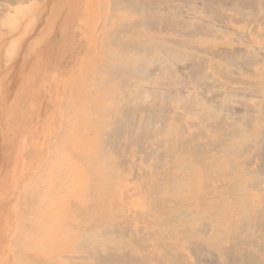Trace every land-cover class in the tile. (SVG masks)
Returning <instances> with one entry per match:
<instances>
[{"label": "bare ground", "instance_id": "1", "mask_svg": "<svg viewBox=\"0 0 264 264\" xmlns=\"http://www.w3.org/2000/svg\"><path fill=\"white\" fill-rule=\"evenodd\" d=\"M56 1L34 7L52 9ZM172 1L79 3L82 37L97 50L82 63L115 94L108 92L109 112L100 117L94 108L103 100L95 87L98 101L90 100L88 78L79 75L56 91L60 130L49 118L32 137L46 154L36 152L28 165L25 148L15 150L0 175L2 193L31 203L0 212V264H264V52L229 47L224 25L189 17L185 8L183 17ZM25 2L0 0L4 58L21 51L14 43L31 14L27 5L21 9ZM242 2L226 6L234 11L226 28L253 24L250 36L264 46V0H256V11ZM212 3L226 5L204 0L188 7L211 16ZM68 21L62 5L53 20L56 38L67 35ZM162 25L168 37L156 28ZM45 28L34 25L22 49L38 64L50 50L34 46L44 44ZM15 213H22L17 227Z\"/></svg>", "mask_w": 264, "mask_h": 264}, {"label": "rangeland", "instance_id": "2", "mask_svg": "<svg viewBox=\"0 0 264 264\" xmlns=\"http://www.w3.org/2000/svg\"><path fill=\"white\" fill-rule=\"evenodd\" d=\"M35 1H37V0H31V1L29 0V2H25L23 5L21 4V9L22 8L24 9V7L27 5L25 8H30L29 10H31L30 11L31 14L27 15L26 19L25 18L22 19L23 22L21 23L19 31L17 32L18 36L17 35H16L17 37L15 36L17 38L16 41L18 42V44L15 42L14 48H16V50H18L22 44V47L20 49L21 51H19L18 54L15 53V55L13 53H12L13 55L10 53L8 55V57L5 56V58H7V59H5L3 56V55H5V53L2 52V49L0 50V175L1 176L3 175V173H5L9 170L11 163H12V157L15 153V150H18L21 147L25 148V151L27 154L26 160L28 161V165H29V161L31 159H33V161L35 160L36 152L40 153L41 156L46 154L48 148H46V147L40 148V146L38 144L36 145V143H34V140L32 139V137H34L35 134L39 132L40 128H42V126H44L46 124V122L49 121V118H51V120H53V122H52L53 124L57 125L56 133L60 130V126H61V124H63V119H62V112L59 111L60 109H55L56 102H57V98H56V91L57 90H59V92H63L66 87L68 88V87L72 86L74 81L79 78V75L80 76H81V74L86 75V77L88 78L87 79L88 80L87 86L89 88L95 87L97 89V94L100 95L99 98L101 100H103V101H100V100L98 101L97 98L94 97V95H96L95 91L91 88V94L89 96L90 100H93L94 103H97L96 101H98L100 104L101 103L103 104L99 108V110L94 108V110H96L100 113V117H102V118L107 117L108 112H109V106H110L109 103H111V96H113L115 94V93L113 94V92H110L111 90H109V88L111 85H107L108 83L107 84L103 83L102 85L99 84V82L101 83V79H102L103 75H100L98 73H94L93 71L91 72L90 69H86L84 67L85 64L82 63V61H84L85 58H91L97 54L96 53L97 50L95 49L96 46H94V47L91 46L88 43V40L86 38L82 37L83 30L79 26V17H80V13L82 11L80 9L81 4H79V3L83 0H57L55 7L52 9L50 7L35 8L34 7ZM62 1H63V3H62ZM143 1L144 0H142V2ZM151 1L152 2L154 1V4H155L156 2L163 1L166 3V1L169 2L171 0H166V1L165 0H160V1H158V0H146L143 3H147V4L151 3L152 4ZM185 1L184 0H173L172 1V3H174V4L177 3L179 5V7H178L179 11L182 10L181 12H183V14L179 11H178V13L182 14L183 17H188V14H189V17L190 16L193 17V12H194L195 15H198V16L201 15V18L204 17L205 20L208 19L209 21H211L212 18H214L216 20L217 24L219 23L221 25H224L223 27H225V29H227L226 31L223 30V33L224 34L226 33L225 35L227 38V42H229L227 44H229V45L232 44V46H229V47H233V48L236 46L237 47L238 46L251 47L253 45L254 47L256 46L255 49H257L258 51L261 49L259 51L260 55L262 54L261 52H264V48H263L264 46H263V43L261 42V40L258 38H255L253 36H250L249 32L253 31L252 29L254 28L255 25H253V24L248 25V22L244 23V25H243V22H241V23L239 22V24H236L237 27L234 26L235 23L234 24L232 23V26L229 25L230 26L229 29L226 28L227 24L224 21L228 17H230L234 14V11L231 9H228L226 6L231 8L230 3L233 0L232 1L231 0H225V1L220 0L221 2L223 1V4H225V2H226L224 9L223 8L220 9L219 8L220 6H218L219 5L218 3H216L218 5L212 3V6L214 5L213 8L216 9L217 11L214 10V12H212L211 16L210 15L208 16V13L206 14L207 10L204 11V9H201L202 11H200L198 14L194 10L191 11V9H190L193 6H195V7L203 6L204 0H185ZM191 1H192V3H191ZM239 1H242V0H239ZM248 1L249 0H246L247 3H248ZM31 2H33V4ZM193 2L194 3L196 2L195 3L196 5ZM246 2L244 0V2L241 3V6H242L241 8L249 9V7L252 6V7H250V9L252 8V10H255V11L259 10V5L255 4L256 0H250L249 3H251V4H249V3L247 4ZM189 4H190V8L188 7ZM62 5H64V7H65L66 16L69 19V21L66 22L68 25L67 31H66L67 35L64 37L56 38V32H57L56 29L58 28V26L56 27L53 25V20L57 16L58 12L61 10ZM30 6H32V7H30ZM246 6L248 8H246ZM164 7L168 8L167 4H166V6L164 5ZM255 7H257V8L253 9ZM184 8L186 10H188V14ZM229 10H231V11H229ZM43 12H44V14H43ZM74 12H76L78 20L76 19V16L72 17V14L75 15ZM38 13H42L43 18L38 16V21H37L36 18H37ZM204 13H205V15H203ZM219 13L222 16L224 13L225 14L223 17H221L219 15ZM221 13H223V14H221ZM227 13H228V15H226ZM230 13H232V14L230 15ZM184 14H185V16H184ZM214 14H216L217 17H214L215 16ZM218 16L221 18L219 19ZM34 19H35V21H34ZM214 19H213V21H215ZM62 20L63 19L59 18L57 23L61 24ZM44 22H46V28L47 29L45 28L46 29L45 33L40 37V39L44 38L43 42L44 41L45 42H44V44L39 43V45H37V43H36L34 46H36V47L41 46L43 48L48 46L50 50L48 49L49 50V52L47 53L48 56L42 60L43 64H38V63L34 62L35 57H33V58L26 57V54L24 53L25 51H23L22 49H23V46H25L24 47V50H25L27 43H29L32 39V38L28 37V32L31 30V28H33L34 25H36V24H38V27H40V26H42V24H44ZM245 24H247V25H245ZM252 25H253V28H252ZM6 26L7 25H5V27ZM165 27L166 26L162 25V27L158 26L156 28H158V30H159V28H161L162 30L160 29V31H162L168 37V33L166 32V29L163 30V28H165ZM235 30H237L236 33H235ZM232 31H234V33H232ZM245 31H246V33H245ZM22 32H23V35H21ZM58 32H59V30H58ZM238 32L242 33L243 35L242 34L239 35ZM247 32H248L249 36L251 37L250 39H249V36L246 35ZM237 35H239V36H237ZM232 37H234L235 39ZM229 39H230V41H229ZM252 40H254V41H252ZM249 41H251V42H249ZM204 42L207 43L206 41H204ZM257 45L259 48L257 47ZM76 49H77V52L75 53L74 51ZM103 52H104V49H103ZM212 58H216V57H212ZM216 59H218V58H216ZM7 60H9L8 64L7 65L3 64L4 62H7ZM59 60H61L62 63ZM225 64L229 68L234 67L231 64L230 65L227 63H225ZM38 65H39V67H38ZM20 70L22 71L21 73H20ZM208 70L209 71L213 70V74H214L215 78L217 77L216 80L219 79V82H223V80L225 79L223 74L219 73V71L218 72L214 71V69L211 67L208 68ZM244 72L245 71H241L242 74L246 75V73H244ZM13 77H15L17 79V83L15 84V86H13V83L11 82V79ZM246 77L247 78H253V77L248 76V75ZM47 81L50 85L54 84L53 89H55V90L50 89L51 91L49 93L47 91H38L37 89H39V87L42 86L43 84L47 83ZM224 81H226V79ZM97 84H98V86H97ZM106 89H108V90H106ZM108 92L112 93L113 95L111 94V96H110V94ZM104 93L108 94V96L105 95ZM48 94H49V96H47ZM92 94H93V96H92ZM47 97H49V98H47ZM103 98H105V99H103ZM48 100H49V102H48ZM236 106L237 107H235V108H238V106H239V108L241 109V107L244 105L237 104ZM91 107H93V106H91ZM95 107H96V105H95ZM107 107H108V109H107ZM99 164H100L101 172L103 171V173H105L106 172L105 168L107 166V163L103 161V162H100ZM102 167H104V168H102ZM92 169H93V167H92ZM115 180L116 179H114V181ZM106 186H107L106 189H108L109 184ZM85 208H86V205H84V211H85ZM78 242L74 243L76 247H80ZM76 247L73 248L72 253L77 256L78 254H81V252L79 253L80 248L77 249ZM75 248L78 250V252L74 251ZM78 261H79V259L74 260L75 263L76 262L78 263ZM68 263H69V261H68Z\"/></svg>", "mask_w": 264, "mask_h": 264}, {"label": "crops", "instance_id": "3", "mask_svg": "<svg viewBox=\"0 0 264 264\" xmlns=\"http://www.w3.org/2000/svg\"><path fill=\"white\" fill-rule=\"evenodd\" d=\"M53 86H54V84L50 85L48 83V81H47V83H45L42 86H40L39 89H37V90L38 91H47L49 93L51 90H55V89H53ZM47 96H49V94ZM47 98H49V97H47ZM48 102H49V100H48ZM2 188H3L2 182L0 181V212L1 211H5V210L7 211L10 208L13 209L14 206L23 205V204H27L28 205L29 203H31V201H29V199H21V198H19V195H17V194H14V195H12V194L10 195L9 194L8 195L6 193V194L3 195ZM73 202H75V201L73 200ZM23 208L27 209V207H23ZM25 209H23V210H25ZM21 215H22V213L21 214L20 213H15V215H14V217H15V219H14V227H17V224H18L19 221L22 222L21 221L22 217H20ZM74 224H76V222ZM14 232L15 231L12 230L10 233L13 234Z\"/></svg>", "mask_w": 264, "mask_h": 264}]
</instances>
